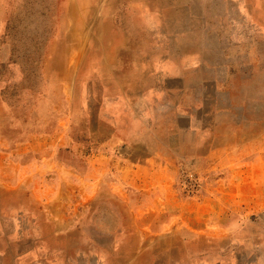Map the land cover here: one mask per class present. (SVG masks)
I'll return each instance as SVG.
<instances>
[{
    "label": "rangeland",
    "instance_id": "obj_1",
    "mask_svg": "<svg viewBox=\"0 0 264 264\" xmlns=\"http://www.w3.org/2000/svg\"><path fill=\"white\" fill-rule=\"evenodd\" d=\"M156 34L219 81L200 136ZM0 264H264V0H0Z\"/></svg>",
    "mask_w": 264,
    "mask_h": 264
},
{
    "label": "crops",
    "instance_id": "obj_2",
    "mask_svg": "<svg viewBox=\"0 0 264 264\" xmlns=\"http://www.w3.org/2000/svg\"><path fill=\"white\" fill-rule=\"evenodd\" d=\"M154 38L151 52L140 61L148 80L142 86L144 99L158 111L165 108V90L178 94L179 100L174 104L176 122L172 128L184 135L200 136V130H210L220 117L222 88L219 81L206 77L203 62L189 63L190 59L181 62L172 57L166 58L163 51L159 53L158 34Z\"/></svg>",
    "mask_w": 264,
    "mask_h": 264
}]
</instances>
